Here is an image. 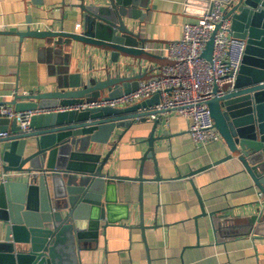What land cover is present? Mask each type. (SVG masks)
I'll return each mask as SVG.
<instances>
[{
	"label": "water",
	"instance_id": "obj_1",
	"mask_svg": "<svg viewBox=\"0 0 264 264\" xmlns=\"http://www.w3.org/2000/svg\"><path fill=\"white\" fill-rule=\"evenodd\" d=\"M221 1L225 16L232 21L234 37L246 42V54L234 89L225 86L224 96L207 102L227 149L214 166L236 162L264 196V0ZM149 2H83L78 6L82 15L78 32L47 30L23 35L44 40L60 62L53 71L54 90L24 96L27 101L15 102V110L117 99L137 90L140 82L161 76L163 67L175 63L145 47L167 42L143 38L142 28L131 23L144 20L142 10L148 11ZM213 45L212 40L203 54L209 62ZM76 46L94 50L93 59L99 67L92 65L87 73L82 72L77 58L74 65ZM144 64L151 69L143 68ZM129 67L138 68V73L123 74ZM157 71L160 74L153 75ZM158 103L156 95L132 106L37 115L28 133H23L15 120L0 121L1 133H8L11 125L9 135L0 137V264H83L81 252L86 250L87 240L98 238L101 222L107 228L128 219V208L118 203V184L145 179L142 172L138 178H130L106 170L115 147L111 139L116 130L127 132L139 118L151 116ZM159 124L160 120L154 122L144 157L154 159V146L162 139L155 137ZM101 146L112 150L103 155ZM123 211L122 219L118 218V212ZM203 215H207L204 210ZM222 218L221 222L211 218L215 237L252 234L254 229L264 240V232H259L264 231V201L249 218Z\"/></svg>",
	"mask_w": 264,
	"mask_h": 264
},
{
	"label": "crops",
	"instance_id": "obj_2",
	"mask_svg": "<svg viewBox=\"0 0 264 264\" xmlns=\"http://www.w3.org/2000/svg\"><path fill=\"white\" fill-rule=\"evenodd\" d=\"M146 1L150 2L148 11L142 10L144 20L131 23L142 28L143 38L174 42L183 37L184 24L195 23L204 14L205 1L210 0ZM83 2L91 0H0V103L14 108L15 102L27 101L24 96L54 90L58 57L44 40L23 35L47 30L78 32L82 26L78 6ZM75 51L73 64L77 58L82 72L87 73L92 65L99 67L94 50L76 46ZM143 68L151 69V65ZM136 73L138 68L129 67L123 74ZM153 125L149 116L139 118L127 132H114L115 147L106 170L130 178L142 172L145 181L118 184V203L128 208V219L107 228L101 222L98 238L87 240L81 252L82 263L264 264V240L254 229L252 234L218 238L212 232V217L218 222L226 215L245 219L256 215L261 206V191L236 162L214 166L227 154L224 140L196 149L188 122L173 114L169 120H160L155 137L162 139L154 146L153 159L144 157ZM110 150L101 146L103 155ZM208 165L212 167L198 173ZM118 213L122 219L125 212Z\"/></svg>",
	"mask_w": 264,
	"mask_h": 264
},
{
	"label": "built area",
	"instance_id": "obj_3",
	"mask_svg": "<svg viewBox=\"0 0 264 264\" xmlns=\"http://www.w3.org/2000/svg\"><path fill=\"white\" fill-rule=\"evenodd\" d=\"M210 3L195 23L184 24L183 37L178 41L146 45L147 52L167 57L175 64L163 67L161 76L140 82L137 90L117 99L102 98L73 106L26 112H17L12 106L0 103V121L15 120L22 132L28 133L31 120L37 115L131 106L157 95L159 103L153 107L154 113L150 116L153 122L169 120L173 114L184 117L196 149L222 141L207 102L224 96L225 86L234 89L246 54V42L234 37L232 21L225 16V3L221 0H210ZM212 40L213 57L209 62L203 54ZM8 135L0 132V137ZM263 198L261 194L260 205Z\"/></svg>",
	"mask_w": 264,
	"mask_h": 264
}]
</instances>
